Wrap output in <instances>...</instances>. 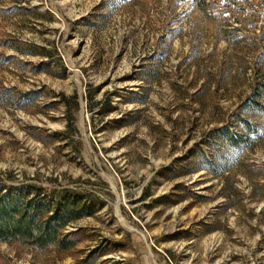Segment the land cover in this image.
<instances>
[{"label": "rangeland", "instance_id": "obj_1", "mask_svg": "<svg viewBox=\"0 0 264 264\" xmlns=\"http://www.w3.org/2000/svg\"><path fill=\"white\" fill-rule=\"evenodd\" d=\"M257 83L264 0H0V186L99 199L73 248L0 264H264Z\"/></svg>", "mask_w": 264, "mask_h": 264}, {"label": "trees", "instance_id": "obj_2", "mask_svg": "<svg viewBox=\"0 0 264 264\" xmlns=\"http://www.w3.org/2000/svg\"><path fill=\"white\" fill-rule=\"evenodd\" d=\"M158 42L157 46L160 44ZM261 99H264V83H257L253 95L243 103L242 108H262ZM72 100V106L66 100L64 104L68 128L75 127V114L78 110L76 94ZM236 120L245 131H249L251 126L247 120L239 115ZM224 135L228 145L239 147L243 143L241 134L237 137L226 131ZM75 149L79 153L78 146ZM63 182L61 179L59 188L23 184L0 186V244H19L38 250H46L51 246L61 251L73 248L75 244L71 239L72 234L66 233L67 229L77 221L91 217L94 211L89 201L99 199L63 186Z\"/></svg>", "mask_w": 264, "mask_h": 264}]
</instances>
